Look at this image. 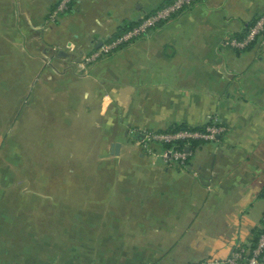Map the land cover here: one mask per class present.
Returning a JSON list of instances; mask_svg holds the SVG:
<instances>
[{"label":"crops","instance_id":"1","mask_svg":"<svg viewBox=\"0 0 264 264\" xmlns=\"http://www.w3.org/2000/svg\"><path fill=\"white\" fill-rule=\"evenodd\" d=\"M58 1L0 0V69L35 68L32 82L45 68L28 100L51 116L59 99L84 135L93 131L97 171L111 167L107 202L46 206L36 222L9 224L11 240L4 225L0 264H201L252 244L264 222V45L224 42L264 13V0H200L82 72L78 62L119 28L170 0H74L48 24ZM210 117L224 133L183 168L138 144L139 131Z\"/></svg>","mask_w":264,"mask_h":264},{"label":"rangeland","instance_id":"2","mask_svg":"<svg viewBox=\"0 0 264 264\" xmlns=\"http://www.w3.org/2000/svg\"><path fill=\"white\" fill-rule=\"evenodd\" d=\"M4 63L0 69V236L7 224L5 236L11 240L9 224L36 222L46 206L105 204L111 167L103 165L97 171L96 150L89 147L95 143L93 131L84 135L76 123L78 116H64L59 99L53 102L51 116L42 110V102L34 106L28 100L30 83L36 92L45 68L31 82L35 68L17 70ZM83 136L87 141L81 140Z\"/></svg>","mask_w":264,"mask_h":264},{"label":"built area","instance_id":"3","mask_svg":"<svg viewBox=\"0 0 264 264\" xmlns=\"http://www.w3.org/2000/svg\"><path fill=\"white\" fill-rule=\"evenodd\" d=\"M74 0H59L49 13L47 23L54 24L60 15L71 8ZM200 0H170L163 6L157 8L150 15L142 18L136 25L125 30L121 34L110 38L101 45L98 51L84 57L77 64V70L82 72L85 64L97 60L101 55L111 54L118 48L125 46L132 41L145 36L149 30L161 23L167 22L174 14L181 13L191 8ZM264 45V13L259 15L256 22L251 26L245 36L236 38L233 35L228 37L224 44L238 51L248 48L251 44ZM213 123H217L215 118H209ZM208 120V121H209ZM225 128L221 125H209L204 131L181 130L173 133L156 132L142 130L137 133L141 135L138 144L142 150L151 157L159 158L163 163L176 164L179 167H185L191 156L187 143L182 150L162 149L155 151L154 146L173 143L183 140H203L213 141L220 134L224 133ZM201 264H264V229L254 244L249 246L235 245L228 256L223 259H209Z\"/></svg>","mask_w":264,"mask_h":264},{"label":"trees","instance_id":"4","mask_svg":"<svg viewBox=\"0 0 264 264\" xmlns=\"http://www.w3.org/2000/svg\"><path fill=\"white\" fill-rule=\"evenodd\" d=\"M258 17L259 16L255 17L253 20H251L250 22H248L247 25H246V27L243 29V31L241 33L234 34L233 36L236 37V38H241V37L245 36L246 33L248 32L249 28L254 25V23L256 22V20H257ZM133 26L134 25H129V26H125V27L119 28V30L117 31L118 35H119L120 32H122V31L124 32L125 30H127V29H129V28H131ZM213 124L220 125L218 122L217 123H213L212 120H209V121H207L206 125L201 126V127L191 128V127H187V126L181 124V125L171 126V127H169L168 129H166V130H164L162 132H165V133H173V132H177V131H181V130L204 131V128L206 126L213 125ZM204 142H206V141H203V140H188V141L179 140V141H175L173 143L162 144L160 147L162 149L182 150V149H184V147H185V145L187 143V146H188L189 151H190V154H191V156L189 157V159H190L192 157L193 153H194V150L197 148V146L199 144H203ZM263 229H264V222H263L262 228L256 229L254 231V233H253V239H252V244H254L256 242L257 238L262 233Z\"/></svg>","mask_w":264,"mask_h":264},{"label":"water","instance_id":"5","mask_svg":"<svg viewBox=\"0 0 264 264\" xmlns=\"http://www.w3.org/2000/svg\"><path fill=\"white\" fill-rule=\"evenodd\" d=\"M58 55L61 56V57H65V54L63 52H59ZM139 137H141V136H139L137 134V138H139ZM119 148H120V144L119 143H114L110 147V151H111L112 154L118 155L119 154Z\"/></svg>","mask_w":264,"mask_h":264}]
</instances>
